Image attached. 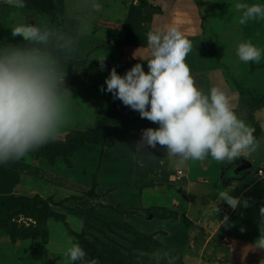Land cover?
<instances>
[{"label": "crops", "instance_id": "0c3cea01", "mask_svg": "<svg viewBox=\"0 0 264 264\" xmlns=\"http://www.w3.org/2000/svg\"><path fill=\"white\" fill-rule=\"evenodd\" d=\"M50 1L53 0H27L23 10L13 11L21 13L22 18L29 22L35 20L52 27L57 17L63 18L64 24H72L70 27L75 31L80 13H54L49 10ZM137 1L99 0L100 7L93 13L96 17L92 18V31L79 38L76 51L82 47L103 45L104 41L112 44L114 38H122L120 32L126 27L131 5ZM147 1L151 8H146L144 13L149 14L151 28L173 24L191 39L192 49L185 61L196 86L204 92L213 85L222 87L240 118L257 128L255 137L260 145L251 154L242 153L231 161H216L209 156L203 160H187L182 165L176 163L167 154L165 146L159 144L155 148L144 145L146 154L133 153L131 151L142 144L141 130L145 127L155 128L158 124L142 118L138 110L112 96L107 109V123L117 139L99 156L94 172V195L89 196L91 199L85 198L82 203H86L85 207H95L96 212L102 215L106 214V210L96 204L101 199L105 204L103 206L111 209V214H107L111 219L122 220L141 233L153 235L174 250H183L191 239L201 237L200 253H203V258L198 264H264V248L254 245L260 235L259 208L264 205V168L252 170L254 160L264 164V102L256 109L247 110L241 106L244 90L264 92V59L243 62L235 53L237 43L242 39H249L264 48V29L257 25L260 22L257 20L244 25L239 23L240 12L235 8L236 0ZM8 7L13 8L8 0H0V13H4ZM12 24H0V40L11 41ZM145 47L146 43L123 44L118 73L124 74L140 59L132 56L135 49L143 52ZM140 62L147 71L146 62ZM30 159L33 158L28 155L1 167L0 205L4 210L17 206L22 196H28L22 188L36 185L34 175L38 171H33V168L38 170V160L34 158L37 165H31L32 173L24 171ZM242 160L250 162L251 167L238 171ZM259 169L263 171L262 175L258 174ZM36 178L40 177L37 175ZM51 182L56 183L57 180L52 179ZM46 189L49 187L46 186ZM222 191L247 199L248 205L238 204L236 209L231 208L219 196ZM10 200L14 206L9 207L7 202ZM164 207L172 211L170 215H162ZM69 212L66 215L62 213L64 221L52 217L46 219L44 240L40 236L13 240L6 232L0 231V255L3 261L24 260L27 253L38 250V245L46 248L50 254L54 253V257L65 255L66 249L73 243L66 225L77 232L84 223L79 215L80 221H74L75 214ZM225 214L230 223L219 225L220 218ZM70 220H73L77 230L69 226Z\"/></svg>", "mask_w": 264, "mask_h": 264}, {"label": "clouds", "instance_id": "9594fccd", "mask_svg": "<svg viewBox=\"0 0 264 264\" xmlns=\"http://www.w3.org/2000/svg\"><path fill=\"white\" fill-rule=\"evenodd\" d=\"M8 2L16 10H23L27 4V0ZM99 7V0H78L80 15L74 33L17 17L10 34L21 39L0 40V165L48 143L67 123L73 95L65 86L64 61L76 52L79 38L91 33L93 13ZM235 8L240 12L241 25L264 21V0H236ZM146 41L143 52L137 51L139 47L132 52L140 59L122 75L114 66L110 68L101 86L114 99L138 110L142 118L158 124L141 130L142 144L131 152L146 154L144 145H163L167 154L182 165L209 156L216 161H231L257 150L260 142L255 129L240 118L226 91L218 85L207 92L196 86L185 61L192 49L191 39L169 24L150 27ZM235 53L243 62L264 59V48L249 39L240 40ZM141 60L146 62L147 71ZM219 196L233 209L238 204L248 205L247 199L228 191ZM258 219L260 235L254 245L264 248V205L259 208ZM228 223L225 214L219 225ZM65 256L67 264H99L98 258L89 257L78 242L70 244Z\"/></svg>", "mask_w": 264, "mask_h": 264}, {"label": "rangeland", "instance_id": "374dc122", "mask_svg": "<svg viewBox=\"0 0 264 264\" xmlns=\"http://www.w3.org/2000/svg\"><path fill=\"white\" fill-rule=\"evenodd\" d=\"M50 3L49 10L54 13L63 15L80 13L78 0H53ZM44 6L48 9V6ZM131 6H133V10L128 24L120 32L122 38H114L112 44L104 41L103 45L100 46L79 48L78 51L65 59V86L70 88L73 95L70 103V116L67 123L59 130L58 135L42 145V148H47L50 154L53 151L60 153L63 150L65 153L57 156L53 163L48 159L46 153L33 154V159H30V162L27 161V169L24 171L32 173L31 165H37L35 160H38V170L33 168V171H38L34 175L36 185L26 188L17 187H21L30 198L39 196L46 199L49 208L59 212V214L64 213L66 215V212L70 211L69 213L75 214L74 221H80L79 218H81L84 222L82 229L74 232L66 225L68 234L72 242H78L86 250L89 257H97L99 264H167L168 260L172 258H174L172 264H198L202 262L203 258V253H200L201 237L197 238L196 236L191 239L183 250H174L153 235L141 233L122 220L111 219L107 215L111 214V209L105 208L101 199L96 204L102 205L106 210L104 215L97 213L95 207L87 205L85 207L86 203H82L85 198H90L89 195H94L93 185L96 183L94 172L99 156L113 146L117 139V136L112 135L107 123V109L111 104L112 94L108 91H102L101 86L104 85L105 77L110 68L114 66L118 72L122 61L120 51L123 44H128L125 42L130 44L147 43L146 32L150 28V24L149 14H145L144 11L146 8H151V5L147 0H139ZM13 10L14 8L8 7L4 13H0L1 25L15 23L17 17H22L21 13L18 14ZM95 17L96 15L93 14L92 18ZM58 18L55 19L54 28L70 33L75 32L70 27L72 24L67 26L66 23L64 24L63 18ZM56 24H59V27ZM257 25L264 29V21L258 22ZM115 48L116 50H112ZM242 96L241 106L247 110L259 108L264 102V92L244 90ZM254 129L255 135L257 128ZM1 167L3 165H0V169ZM258 167L264 168V164L254 160L252 170L255 171ZM37 175L40 177L39 179L36 178ZM52 179H56L57 182H51ZM30 182L33 183L31 180ZM26 183L29 184V181ZM46 186L49 189H46ZM20 192L21 190H19ZM7 204L9 207L14 206L12 200L8 201ZM162 209V215L165 216L172 212L166 207ZM5 211L0 205V214L5 213ZM73 220L68 221L69 226L73 230H77ZM12 221L17 223L18 228L21 226L24 228L31 227L29 231L41 229L39 227L40 221L25 217L22 214L17 215ZM38 233L43 234L40 238L44 240L46 231L45 234L43 230H39ZM37 249L35 252L27 253L24 258L25 261L19 262L15 260L14 262L3 261L4 258L0 255V264H21L22 261H24L22 264H40V262L41 264L48 262L67 264V258L64 254L54 257V253L50 254L46 248H40V245L37 246ZM42 251L44 252L42 253ZM203 261L205 262L204 259Z\"/></svg>", "mask_w": 264, "mask_h": 264}, {"label": "trees", "instance_id": "16d2710c", "mask_svg": "<svg viewBox=\"0 0 264 264\" xmlns=\"http://www.w3.org/2000/svg\"><path fill=\"white\" fill-rule=\"evenodd\" d=\"M132 10H133V6H131V8H130L128 18L126 20V26L128 24ZM141 13L143 14V12H141ZM20 39H21V37L16 36V37H12L11 41L16 42V41H19ZM125 43H129V42H125ZM35 153H37V154L46 153L48 159L53 163V160L57 156L64 154L65 151L63 150V152H60V153H54V151H53L50 154V151H48L47 148L43 149L42 146H40L39 148H37L35 150L27 152L21 158H24L25 156H28V155L32 156ZM89 196H91V195H89ZM19 214H22L25 217H30V218H33L34 220L40 221L41 225L39 227L41 229H37V230L33 229L34 231H29L31 229V227L24 228L23 226H21L20 228H18L17 223L12 221V219H14ZM51 216L54 217L56 220L64 221L63 220L64 217L62 214H59L56 211L51 210L49 208V204H48V201L46 199H42L39 196H35L33 198H30L28 196H22L20 198L17 206L8 208V209H6L5 213L0 214V231L6 232L11 237V239H13V240L20 239V238L34 237V236H42L43 234L38 233V231L43 230V232L45 234L46 219L48 217H51ZM72 234H74V233L72 232ZM74 235H76V234H74Z\"/></svg>", "mask_w": 264, "mask_h": 264}, {"label": "water", "instance_id": "95a60500", "mask_svg": "<svg viewBox=\"0 0 264 264\" xmlns=\"http://www.w3.org/2000/svg\"><path fill=\"white\" fill-rule=\"evenodd\" d=\"M251 167V163L246 161V160H242L241 161V164L237 167V170L240 171V170H244V169H247V168H250Z\"/></svg>", "mask_w": 264, "mask_h": 264}, {"label": "built area", "instance_id": "2783aa9c", "mask_svg": "<svg viewBox=\"0 0 264 264\" xmlns=\"http://www.w3.org/2000/svg\"><path fill=\"white\" fill-rule=\"evenodd\" d=\"M257 172H258L259 175H262L263 174V171L261 169H259Z\"/></svg>", "mask_w": 264, "mask_h": 264}]
</instances>
